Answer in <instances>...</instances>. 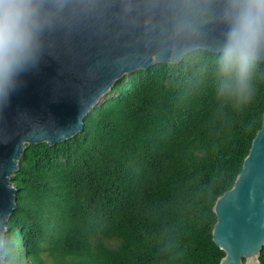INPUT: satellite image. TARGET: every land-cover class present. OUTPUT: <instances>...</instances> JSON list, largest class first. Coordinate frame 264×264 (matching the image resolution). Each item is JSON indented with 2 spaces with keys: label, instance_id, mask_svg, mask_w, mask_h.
Masks as SVG:
<instances>
[{
  "label": "trees",
  "instance_id": "trees-1",
  "mask_svg": "<svg viewBox=\"0 0 264 264\" xmlns=\"http://www.w3.org/2000/svg\"><path fill=\"white\" fill-rule=\"evenodd\" d=\"M219 55L200 49L134 69L81 131L25 144L5 264H220L213 205L261 126L264 62L256 60L241 100Z\"/></svg>",
  "mask_w": 264,
  "mask_h": 264
},
{
  "label": "water",
  "instance_id": "water-1",
  "mask_svg": "<svg viewBox=\"0 0 264 264\" xmlns=\"http://www.w3.org/2000/svg\"><path fill=\"white\" fill-rule=\"evenodd\" d=\"M225 0H41V58L0 109V264L16 206L14 172L25 144L81 131L86 116L126 73L220 53ZM257 60L264 62V48ZM212 238L220 264H257L264 245V111L232 187L217 197Z\"/></svg>",
  "mask_w": 264,
  "mask_h": 264
},
{
  "label": "clouds",
  "instance_id": "clouds-1",
  "mask_svg": "<svg viewBox=\"0 0 264 264\" xmlns=\"http://www.w3.org/2000/svg\"><path fill=\"white\" fill-rule=\"evenodd\" d=\"M41 12V0H0V109L11 102L22 77L38 69ZM222 20L219 72L235 77V91L244 100L250 70L264 48V0H225Z\"/></svg>",
  "mask_w": 264,
  "mask_h": 264
},
{
  "label": "rangeland",
  "instance_id": "rangeland-1",
  "mask_svg": "<svg viewBox=\"0 0 264 264\" xmlns=\"http://www.w3.org/2000/svg\"><path fill=\"white\" fill-rule=\"evenodd\" d=\"M258 264V263H257Z\"/></svg>",
  "mask_w": 264,
  "mask_h": 264
}]
</instances>
